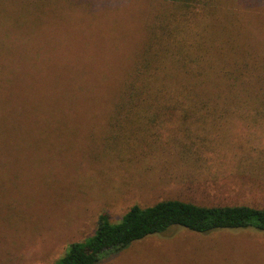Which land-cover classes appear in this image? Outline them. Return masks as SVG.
Listing matches in <instances>:
<instances>
[{
  "label": "rangeland",
  "instance_id": "1",
  "mask_svg": "<svg viewBox=\"0 0 264 264\" xmlns=\"http://www.w3.org/2000/svg\"><path fill=\"white\" fill-rule=\"evenodd\" d=\"M165 1L0 0V14L17 26L0 24V264H56L71 242L93 234L100 215L118 223L134 204L179 198L264 206V178L236 174V165L264 169L250 148L211 162L204 171L216 178L192 181L181 177L175 155L155 152L159 146L147 137L135 148L108 135L110 95ZM214 1L227 10L221 22L234 24L237 43L264 50V0ZM260 128L244 130H254L248 136L217 124L214 150L260 138L264 152ZM95 264H264V231L198 233L173 225Z\"/></svg>",
  "mask_w": 264,
  "mask_h": 264
},
{
  "label": "trees",
  "instance_id": "2",
  "mask_svg": "<svg viewBox=\"0 0 264 264\" xmlns=\"http://www.w3.org/2000/svg\"><path fill=\"white\" fill-rule=\"evenodd\" d=\"M62 1L73 5L72 0ZM226 12L214 0L165 1L151 16L144 46L108 102L107 131L117 145L141 148L138 139L147 137L159 146L155 152L175 155L184 168L181 177L192 181L216 178L204 169L211 162L233 159L245 147L258 154L253 163L264 162V152L256 143L260 138L240 141L239 148L214 150L220 132L217 124L227 123L235 134L248 136L254 130H244H261L264 125V50L237 43L238 37L231 34L234 24L221 22ZM12 18L0 14V24L16 28ZM136 121H143L142 127ZM235 169L238 176L264 178V169L258 166L249 168L250 172L240 165ZM173 225L198 233L243 228L264 231V206L199 204L179 198L161 199L149 206L134 204L118 223L100 215L93 234L71 242L56 264H95L102 255Z\"/></svg>",
  "mask_w": 264,
  "mask_h": 264
}]
</instances>
